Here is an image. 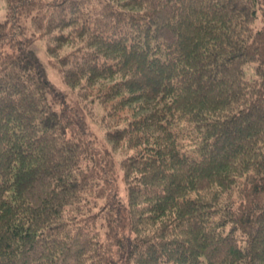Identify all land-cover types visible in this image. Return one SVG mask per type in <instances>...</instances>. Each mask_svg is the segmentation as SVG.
I'll return each instance as SVG.
<instances>
[{
    "label": "trees",
    "instance_id": "1",
    "mask_svg": "<svg viewBox=\"0 0 264 264\" xmlns=\"http://www.w3.org/2000/svg\"><path fill=\"white\" fill-rule=\"evenodd\" d=\"M0 264H264V0H5Z\"/></svg>",
    "mask_w": 264,
    "mask_h": 264
},
{
    "label": "rangeland",
    "instance_id": "2",
    "mask_svg": "<svg viewBox=\"0 0 264 264\" xmlns=\"http://www.w3.org/2000/svg\"><path fill=\"white\" fill-rule=\"evenodd\" d=\"M4 14H5V0H0V21L3 19ZM29 53L39 63L44 73L45 79L50 83L52 88L57 93H59L61 96L64 97V100L69 104V106H76L78 103L76 92L67 85H65L60 79L59 74L57 72V68L54 63L55 60L46 54L45 46L43 42L39 40H34V43L29 50ZM84 118L88 124V130L94 134V136L97 138L98 141L103 143L102 141L103 135L102 132L99 131L97 125L99 124L100 121L99 111H95L94 118L87 115H84Z\"/></svg>",
    "mask_w": 264,
    "mask_h": 264
}]
</instances>
